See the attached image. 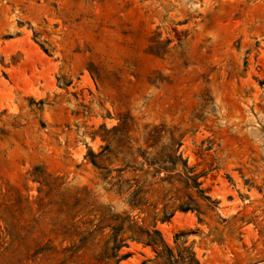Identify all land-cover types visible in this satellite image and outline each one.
I'll use <instances>...</instances> for the list:
<instances>
[{"label": "rangeland", "instance_id": "rangeland-1", "mask_svg": "<svg viewBox=\"0 0 264 264\" xmlns=\"http://www.w3.org/2000/svg\"><path fill=\"white\" fill-rule=\"evenodd\" d=\"M121 121L132 151L163 127L147 153L176 149L209 199L155 223L169 246L264 264V0H0V264H98L95 210L126 209L100 174L134 166ZM123 240L117 264L152 257Z\"/></svg>", "mask_w": 264, "mask_h": 264}, {"label": "trees", "instance_id": "trees-1", "mask_svg": "<svg viewBox=\"0 0 264 264\" xmlns=\"http://www.w3.org/2000/svg\"><path fill=\"white\" fill-rule=\"evenodd\" d=\"M129 123L121 121L119 132L129 133ZM147 127H145L146 129ZM163 127H152L142 135L143 144L146 146L144 150L136 148L132 151L130 138L122 133L123 141L122 148L126 149L124 155L128 156L134 166L124 165L116 170V176L110 177V171H104L100 174V180L106 183L109 187L105 192L115 198L121 200L126 209L121 212H113L111 206L108 208L99 207L95 210L97 224L89 235H94L93 232L102 233L105 229L108 230L106 238L102 241L100 251L97 254L96 261L98 264H108L112 259L116 258L117 264L121 259L128 255L118 256V252L124 246L123 238L142 245L144 248H149L152 257L143 261L141 264H200L193 250L192 245H186L184 239L185 234L179 233L173 237V247L163 239L160 232L155 228V223L165 222L173 216L175 211L186 212L195 210L198 207V200H209L200 189L201 183L198 182V176L192 175V168L187 167L186 161L182 160L180 155H177V150H171L167 153L165 148H160L155 151L152 156L147 153L148 148H155L158 145L160 133ZM138 142V141H135ZM176 147L179 144L174 143ZM88 160L96 169H100L96 163V158L99 155H94L89 152ZM140 160V162H138ZM139 164V165H137ZM180 169V170H178ZM129 170V171H128ZM130 172L131 176L122 178L126 172ZM175 171H178L174 173ZM176 175L178 179L170 181L169 177ZM161 174H166L159 177ZM148 178L151 180L148 181ZM177 183L180 188L176 187ZM167 186H170L168 189ZM78 194L76 200L84 195L88 198V191L83 188ZM159 195L157 201L151 206L152 215L147 212V201L145 197H152L153 194ZM170 201L172 203L170 204ZM158 203L162 204L159 212L161 217L157 218L158 213L155 212ZM138 210L139 213L151 218L149 226L138 225L130 216V213ZM171 210L170 213H167Z\"/></svg>", "mask_w": 264, "mask_h": 264}]
</instances>
